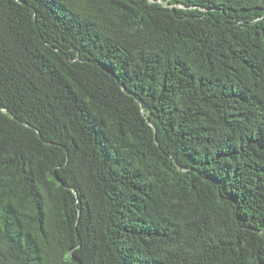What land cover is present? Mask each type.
<instances>
[{"label":"trees","instance_id":"16d2710c","mask_svg":"<svg viewBox=\"0 0 264 264\" xmlns=\"http://www.w3.org/2000/svg\"><path fill=\"white\" fill-rule=\"evenodd\" d=\"M0 264H264V0H0Z\"/></svg>","mask_w":264,"mask_h":264}]
</instances>
